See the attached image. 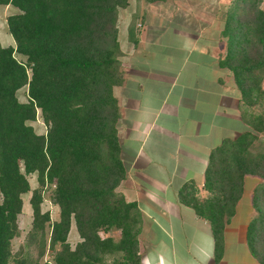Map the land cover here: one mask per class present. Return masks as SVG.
I'll return each mask as SVG.
<instances>
[{
	"label": "trees",
	"instance_id": "16d2710c",
	"mask_svg": "<svg viewBox=\"0 0 264 264\" xmlns=\"http://www.w3.org/2000/svg\"><path fill=\"white\" fill-rule=\"evenodd\" d=\"M261 1L236 0L227 10L222 32L227 52L220 65L233 72L248 129L212 150L204 182L208 196L198 194L194 181L179 192L181 202L211 225L214 264H223L225 229L236 214L246 176L264 178ZM0 4L19 9L7 17L15 46L0 41V264H142L143 212L118 189L127 175L115 95V87L125 79L119 16L129 0H0ZM246 9L252 16L243 20ZM130 36L136 41L133 29ZM25 86L29 99L22 102L18 91ZM38 110L48 126L46 134L30 123ZM34 173L39 187L30 200L32 228L25 246L14 252L23 194L32 190L28 175ZM45 186L51 187L50 200L60 209L56 221L42 208ZM260 195L264 184L253 196L260 215L249 223L248 245L264 264ZM73 222L81 237L75 248L69 242ZM115 229L121 231L119 238L109 234ZM48 251L52 258L42 263Z\"/></svg>",
	"mask_w": 264,
	"mask_h": 264
},
{
	"label": "crops",
	"instance_id": "0c3cea01",
	"mask_svg": "<svg viewBox=\"0 0 264 264\" xmlns=\"http://www.w3.org/2000/svg\"><path fill=\"white\" fill-rule=\"evenodd\" d=\"M129 2L121 8L119 21L125 79L115 87L127 171L118 189L143 212L142 264H214L211 225L181 202L179 192L194 181L198 194L208 196L204 182L212 150L248 129L233 72L220 65L227 52L222 33L226 10L148 8L169 0H143V8H129L133 0ZM3 6L19 12L13 5ZM247 177L236 214L225 229L223 264H229L233 249V263L242 259L259 264L248 245L254 208Z\"/></svg>",
	"mask_w": 264,
	"mask_h": 264
},
{
	"label": "rangeland",
	"instance_id": "374dc122",
	"mask_svg": "<svg viewBox=\"0 0 264 264\" xmlns=\"http://www.w3.org/2000/svg\"><path fill=\"white\" fill-rule=\"evenodd\" d=\"M137 1L138 0H133V5L129 8H137L135 7L136 5H138V8H143V5H142L143 0H141L140 3L138 4H137ZM234 3H236V0H169L168 3H165V4L159 3V5L154 6V7H151L148 5V8H219L218 10H220V8H224V11L226 10L225 15H224V22H225L227 10L228 8H231ZM260 7L264 8V0L261 1ZM246 10L247 11H245L242 14L243 20L249 19L250 16H252L251 11L249 9H246ZM16 12H17L16 8L0 5V41L5 46L15 44L9 32V28L7 24V17ZM119 21H120V16H119ZM121 22H122L121 26L123 28L124 27L123 19ZM119 25H120V22H119ZM16 56L19 60L23 62L26 61V57L24 55L16 53ZM18 97L20 101L22 102L28 101L29 99L28 98V86H25L18 91ZM30 123L35 127L38 133L40 134L47 133L48 126L43 121L41 110H38L37 119L35 121H31ZM261 136L262 138H264V135L261 134ZM247 176L249 177H247L246 183H247V186L249 187V190H248L249 193H251V191L253 192L252 193V202H253L254 193L259 188L260 185L264 184V178L261 175H247ZM28 178L30 180L32 190L23 194L24 206H23L22 213L19 215L20 232H19V235L15 237L13 240V251L14 252L20 251L21 248L25 246L27 236L32 228V223H33V209H32L30 200L33 194V190L39 187L38 175L37 173L29 174ZM43 194H44V201L42 203L43 210L50 211L51 218L53 221L58 220L60 209L58 205L54 204L50 200L51 187L45 186L43 190ZM259 205L264 210V195H262V197L260 195ZM253 208L254 210H253V216H252L251 221L254 218H256L258 215H260V211L255 207L254 203H253ZM244 209L246 210L245 207ZM242 216L246 217L247 216L246 212L242 213ZM101 234L103 236H106L104 232H102ZM109 234L114 236L115 238H119L121 231L115 229ZM79 241H81V237L78 233L75 222H73L72 228L69 234V242L71 243L72 247L75 248L76 244ZM230 251H234V249ZM230 251L228 252V260H230L229 264H252L251 262L250 263L243 262L242 259L237 263H233L232 262L233 259L231 257L232 252L230 253ZM51 258H52V253L48 251L46 256L42 258V263L46 260H51Z\"/></svg>",
	"mask_w": 264,
	"mask_h": 264
}]
</instances>
